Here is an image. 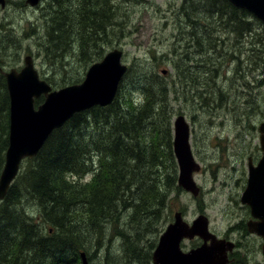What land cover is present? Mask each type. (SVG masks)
<instances>
[{"label":"trees","instance_id":"obj_1","mask_svg":"<svg viewBox=\"0 0 264 264\" xmlns=\"http://www.w3.org/2000/svg\"><path fill=\"white\" fill-rule=\"evenodd\" d=\"M190 1L194 3L187 6L186 17L201 31L187 46L208 43L233 56L229 45L234 40L245 42L255 56L262 53L264 46L257 44L264 33L246 10L226 0ZM110 2L49 0L45 54L65 58L74 46L72 56L84 64L102 57L108 45L124 37L115 22L116 11L108 8ZM181 9L185 11L184 3ZM204 63L203 58L193 65ZM192 75L186 78L195 81ZM129 76L136 84L133 88L124 85ZM78 81L74 77L71 83ZM8 106L0 71V172L8 145ZM171 110L169 91L159 74L148 64H132L110 104L77 112L54 129L38 153L23 160L0 201V264H81L80 251L87 260L97 251L103 260L116 236L123 239L125 264H151L169 196L182 190L172 149ZM144 164L147 168L140 176ZM87 174L91 177L85 181ZM26 201L32 202L33 211H27ZM123 213V224L138 222L139 232L127 236L119 229ZM106 230L111 231L107 237ZM144 235L148 239L140 245Z\"/></svg>","mask_w":264,"mask_h":264},{"label":"rangeland","instance_id":"obj_2","mask_svg":"<svg viewBox=\"0 0 264 264\" xmlns=\"http://www.w3.org/2000/svg\"><path fill=\"white\" fill-rule=\"evenodd\" d=\"M25 1L5 0V6H0L1 68L5 71L19 69L23 66V57L31 55L40 78L52 88L59 89L73 84L74 77L81 82L88 67L114 48L122 50V61L128 65L135 64L136 68L138 64H148L150 71L159 74L169 91L171 137L173 119L183 115L189 125L191 152L200 166L193 174L199 187L198 195L193 196L181 188L178 194L169 196L161 228L173 221L177 210L187 222L202 214L208 218L211 232L223 238L230 233L229 239L237 242L230 253V264H263L262 242L240 236L239 222L247 216L249 209L239 198L246 184L248 156L260 158L262 154L257 128L264 121V68L261 69L264 67V50L255 56L257 52L248 50L245 42L240 44L234 40H229L233 56L229 51L218 46L213 48L208 43L187 46L194 43L195 37L200 36L197 31H201L186 17L187 6L194 3L190 0H112L108 8L116 11L115 22L120 25L124 37L108 45L102 57L84 64L82 59L72 56L76 51L74 46L68 49L70 52L65 58L52 55L53 50L49 52L52 57H48L43 47L47 45L45 21L49 16V7H46L49 0H41L34 6ZM182 3L185 11L180 10ZM208 5L211 8V4ZM205 15L209 21V13ZM261 27L257 29L264 33ZM257 46H264V39ZM203 58L205 63L202 66L193 65ZM162 69L167 72L161 74ZM191 73L195 81L186 78ZM132 81L129 76L124 85L133 88L136 84ZM42 100L40 96L36 102ZM146 168L145 164L140 168V176H144ZM90 177L87 174L84 180ZM23 205L28 212L34 209L31 201ZM124 216L126 213L120 216L119 229L127 236L139 232L138 222L123 224ZM110 225L108 223L107 227ZM110 234L111 231L106 230V237ZM116 237L114 246L103 260L95 251L96 255L88 260L89 264H125L128 256L122 253L123 239ZM147 237L144 235L140 245ZM198 243V239L184 240L181 246L187 250Z\"/></svg>","mask_w":264,"mask_h":264},{"label":"water","instance_id":"obj_3","mask_svg":"<svg viewBox=\"0 0 264 264\" xmlns=\"http://www.w3.org/2000/svg\"><path fill=\"white\" fill-rule=\"evenodd\" d=\"M39 1L26 0V3L34 6ZM227 1L250 12L264 28V0ZM4 4L5 0H0V6ZM122 54V50L117 48L108 51L101 60L88 67L81 82L59 89H52L39 77L30 55L24 57L19 70L11 68L3 72L9 106L8 145L0 172V201L17 176L21 162L33 158L54 129L62 126L76 112L113 101L127 70V64L121 61ZM40 96L43 100L35 106V98ZM172 126V148L178 167L177 185L197 196L199 187L193 174L199 171L200 166L194 160L189 145V125L183 115H177ZM258 131L263 153L256 165H252L250 160L248 162L247 183L240 201L249 206L251 217L256 219L247 222L248 230L264 239V121L259 124ZM194 236L201 238L202 243L189 251H182V239ZM233 247V242L209 232L208 219L204 215H198L189 225L181 212L175 211L173 221L159 235L151 259L152 264H227L228 252ZM261 251L264 256V243ZM79 257L81 264H88L84 251L79 252Z\"/></svg>","mask_w":264,"mask_h":264},{"label":"flooded vegetation","instance_id":"obj_4","mask_svg":"<svg viewBox=\"0 0 264 264\" xmlns=\"http://www.w3.org/2000/svg\"><path fill=\"white\" fill-rule=\"evenodd\" d=\"M248 159L250 160V162L252 164H256L258 162V160H259V157L256 156L255 158H253L252 156H248ZM244 206L247 208V210L249 209V206H247L245 204H244ZM249 215H250V211L248 212L247 216L245 218L241 219V221L239 222L241 224V227L239 228V230H240V232H239L240 233V236L242 235V238L253 237V238H256L259 241L263 242V240H262V238L260 236H258L256 234H253V233H250L248 231L247 221L248 220H251V221H254L255 220V219L251 218V216L249 217ZM229 234L226 236L227 237L226 239H229ZM234 242H235V247H236L237 242L236 241H234ZM229 258H230V255H229ZM231 262H232V259L230 258V263Z\"/></svg>","mask_w":264,"mask_h":264},{"label":"bare ground","instance_id":"obj_5","mask_svg":"<svg viewBox=\"0 0 264 264\" xmlns=\"http://www.w3.org/2000/svg\"><path fill=\"white\" fill-rule=\"evenodd\" d=\"M190 64H191V63H190ZM224 68H225V67H224ZM227 73H228V72H227ZM232 76H233V75H232ZM233 79H234V78H233ZM245 88H246V87H245ZM248 96H249V95H248ZM95 106H98V105H95ZM92 107H93V106H92ZM92 107H91V108H92ZM88 109H90V108H88ZM88 109H85V110H88ZM82 111H84V110H82ZM79 112H81V111H79ZM76 113H77V112H76ZM74 114H75V113H74ZM74 114H73V115H74ZM73 115H72V116H73ZM72 116H71V117H72ZM71 117H70V118H71ZM70 118H69V119H70ZM69 119H68V120H69ZM68 120H67V121H68ZM67 121H66V122H67ZM60 127H61V126H60ZM58 128H59V127H58ZM49 135H50V134H49ZM46 139H47V138H46Z\"/></svg>","mask_w":264,"mask_h":264}]
</instances>
